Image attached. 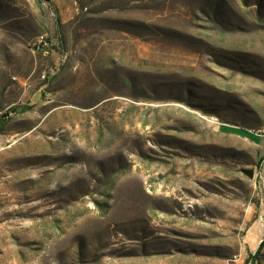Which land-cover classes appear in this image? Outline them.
<instances>
[{"label": "rangeland", "instance_id": "rangeland-1", "mask_svg": "<svg viewBox=\"0 0 264 264\" xmlns=\"http://www.w3.org/2000/svg\"><path fill=\"white\" fill-rule=\"evenodd\" d=\"M0 264H264V0H0Z\"/></svg>", "mask_w": 264, "mask_h": 264}, {"label": "water", "instance_id": "water-1", "mask_svg": "<svg viewBox=\"0 0 264 264\" xmlns=\"http://www.w3.org/2000/svg\"><path fill=\"white\" fill-rule=\"evenodd\" d=\"M243 173H244L249 179H253V176H254V172H253V170H243Z\"/></svg>", "mask_w": 264, "mask_h": 264}, {"label": "built area", "instance_id": "built-area-1", "mask_svg": "<svg viewBox=\"0 0 264 264\" xmlns=\"http://www.w3.org/2000/svg\"><path fill=\"white\" fill-rule=\"evenodd\" d=\"M38 44H40V46H45L46 45V42H45L43 37L40 38V40L38 41ZM37 47H39V46H37ZM254 133H260V132H254Z\"/></svg>", "mask_w": 264, "mask_h": 264}, {"label": "trees", "instance_id": "trees-1", "mask_svg": "<svg viewBox=\"0 0 264 264\" xmlns=\"http://www.w3.org/2000/svg\"><path fill=\"white\" fill-rule=\"evenodd\" d=\"M244 132H247L246 130H243ZM248 133V132H247ZM258 253H259V251L257 252V254L256 255H258Z\"/></svg>", "mask_w": 264, "mask_h": 264}]
</instances>
